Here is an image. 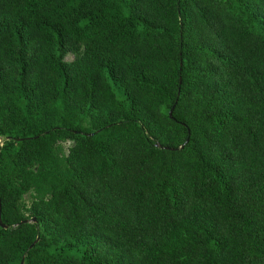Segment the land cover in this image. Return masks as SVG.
Returning a JSON list of instances; mask_svg holds the SVG:
<instances>
[{"label": "trees", "instance_id": "trees-1", "mask_svg": "<svg viewBox=\"0 0 264 264\" xmlns=\"http://www.w3.org/2000/svg\"><path fill=\"white\" fill-rule=\"evenodd\" d=\"M0 199V264H264V0H0Z\"/></svg>", "mask_w": 264, "mask_h": 264}, {"label": "water", "instance_id": "water-1", "mask_svg": "<svg viewBox=\"0 0 264 264\" xmlns=\"http://www.w3.org/2000/svg\"><path fill=\"white\" fill-rule=\"evenodd\" d=\"M170 115L172 116L173 115V112L170 111ZM1 199H0V224L3 226V223H2V218H1V211H2V206H1ZM35 221V219H34ZM21 264H24V262H22Z\"/></svg>", "mask_w": 264, "mask_h": 264}, {"label": "rangeland", "instance_id": "rangeland-1", "mask_svg": "<svg viewBox=\"0 0 264 264\" xmlns=\"http://www.w3.org/2000/svg\"><path fill=\"white\" fill-rule=\"evenodd\" d=\"M72 59V58H71Z\"/></svg>", "mask_w": 264, "mask_h": 264}]
</instances>
